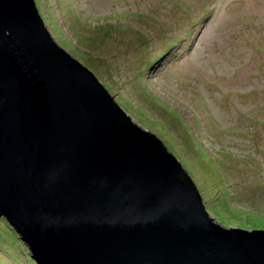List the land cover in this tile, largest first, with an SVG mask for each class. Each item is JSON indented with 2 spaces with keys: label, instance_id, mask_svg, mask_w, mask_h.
I'll use <instances>...</instances> for the list:
<instances>
[{
  "label": "water",
  "instance_id": "1",
  "mask_svg": "<svg viewBox=\"0 0 264 264\" xmlns=\"http://www.w3.org/2000/svg\"><path fill=\"white\" fill-rule=\"evenodd\" d=\"M0 217L34 264H264V230L208 214L35 0H0Z\"/></svg>",
  "mask_w": 264,
  "mask_h": 264
},
{
  "label": "rangeland",
  "instance_id": "2",
  "mask_svg": "<svg viewBox=\"0 0 264 264\" xmlns=\"http://www.w3.org/2000/svg\"><path fill=\"white\" fill-rule=\"evenodd\" d=\"M35 2L53 40L92 62L178 159L215 221L264 228V0ZM12 237L0 229V264H34Z\"/></svg>",
  "mask_w": 264,
  "mask_h": 264
},
{
  "label": "trees",
  "instance_id": "3",
  "mask_svg": "<svg viewBox=\"0 0 264 264\" xmlns=\"http://www.w3.org/2000/svg\"><path fill=\"white\" fill-rule=\"evenodd\" d=\"M80 58L83 60V55H81ZM87 58H89V57H87ZM89 60H90V58H89ZM86 62H87V63H85V64L87 65V67L93 69L92 66H94V65L92 64V62H89L88 60H87ZM0 229H1L2 231L7 232L9 235L13 236V237H12L13 239H15V238L17 239L18 234H17L14 230H12V229H11V226L8 224V222H7L6 220H4V219L2 220L1 217H0ZM243 229H246V230H248V231H252V229L264 230V228H253V227H252V229H247V228H243ZM9 232H11V234H10ZM18 241H19V240H18ZM20 242H21V241H20ZM21 244H22V243H21ZM8 251H9V250H8Z\"/></svg>",
  "mask_w": 264,
  "mask_h": 264
},
{
  "label": "clouds",
  "instance_id": "4",
  "mask_svg": "<svg viewBox=\"0 0 264 264\" xmlns=\"http://www.w3.org/2000/svg\"><path fill=\"white\" fill-rule=\"evenodd\" d=\"M39 9V8H38Z\"/></svg>",
  "mask_w": 264,
  "mask_h": 264
}]
</instances>
